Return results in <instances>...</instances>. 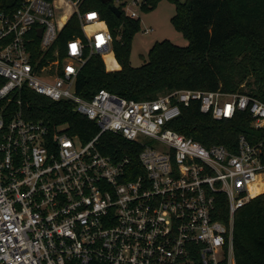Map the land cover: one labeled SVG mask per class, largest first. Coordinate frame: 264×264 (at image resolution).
Masks as SVG:
<instances>
[{
    "label": "built area",
    "instance_id": "2783aa9c",
    "mask_svg": "<svg viewBox=\"0 0 264 264\" xmlns=\"http://www.w3.org/2000/svg\"><path fill=\"white\" fill-rule=\"evenodd\" d=\"M111 1L136 19L127 0ZM82 2L22 0L0 10V264H236L235 214L264 189V102L219 89L80 97L77 74L92 55H109L113 40ZM72 16L82 36L61 54L55 42ZM25 88L73 104L98 133L82 142L65 124L25 117ZM192 102L215 120L247 114L252 133L230 150L169 128ZM103 133L130 142V154L103 153Z\"/></svg>",
    "mask_w": 264,
    "mask_h": 264
},
{
    "label": "trees",
    "instance_id": "16d2710c",
    "mask_svg": "<svg viewBox=\"0 0 264 264\" xmlns=\"http://www.w3.org/2000/svg\"><path fill=\"white\" fill-rule=\"evenodd\" d=\"M21 1L0 0V10L15 9ZM159 1L144 0L141 8L152 9ZM171 1L175 3L172 23L188 44L155 42L147 60L134 67L129 54L131 40L140 28L138 18H130L123 11L116 16L108 8L113 1L83 0L80 9L97 10L113 40L109 55H92L80 69L76 93L89 100L98 90L105 89L127 99L145 100L172 90L219 89L231 93L246 91L264 102V0ZM74 36L81 37L82 32L72 16L55 42L61 54L65 43ZM19 103L25 117L48 120L54 127L65 124L66 132L82 142L99 131L95 122L78 114L69 102H54L25 88ZM249 124L247 114L215 120L201 113L198 104L192 102L187 107L181 105L180 115L168 127L205 146L221 144L233 150L239 135L252 133ZM98 147L103 153L120 157L130 154L133 146L115 134L103 133ZM139 150L136 147L134 153ZM219 218L225 220L224 208ZM232 244L236 264H264V192L236 212Z\"/></svg>",
    "mask_w": 264,
    "mask_h": 264
},
{
    "label": "rangeland",
    "instance_id": "374dc122",
    "mask_svg": "<svg viewBox=\"0 0 264 264\" xmlns=\"http://www.w3.org/2000/svg\"><path fill=\"white\" fill-rule=\"evenodd\" d=\"M136 1L137 3L134 0H127L126 4L128 11L135 12L140 25L131 40L129 60L132 66L138 67L147 60L148 51L155 42L169 40L178 46L188 44L187 38L172 23L171 17L175 13L173 1L160 0L154 8L148 10L141 8V0ZM180 2H185V0H180ZM146 28L151 31L145 33ZM105 60L109 65L108 58ZM261 192L263 193L264 189Z\"/></svg>",
    "mask_w": 264,
    "mask_h": 264
},
{
    "label": "water",
    "instance_id": "95a60500",
    "mask_svg": "<svg viewBox=\"0 0 264 264\" xmlns=\"http://www.w3.org/2000/svg\"><path fill=\"white\" fill-rule=\"evenodd\" d=\"M104 3H109L111 0H101ZM108 8L110 9V11H112V13H114L116 16H120L121 15V11L114 6L113 4L109 3L108 4Z\"/></svg>",
    "mask_w": 264,
    "mask_h": 264
},
{
    "label": "crops",
    "instance_id": "0c3cea01",
    "mask_svg": "<svg viewBox=\"0 0 264 264\" xmlns=\"http://www.w3.org/2000/svg\"><path fill=\"white\" fill-rule=\"evenodd\" d=\"M118 66V65H117ZM119 67V66H118ZM118 67H116V68H118Z\"/></svg>",
    "mask_w": 264,
    "mask_h": 264
}]
</instances>
